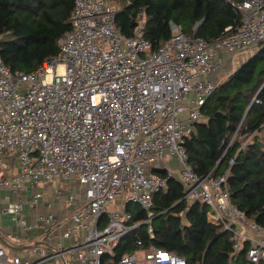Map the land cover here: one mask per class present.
<instances>
[{"label": "built area", "instance_id": "obj_1", "mask_svg": "<svg viewBox=\"0 0 264 264\" xmlns=\"http://www.w3.org/2000/svg\"><path fill=\"white\" fill-rule=\"evenodd\" d=\"M228 2L239 23L220 39L192 38L171 24L172 38L154 47L143 11L127 36L113 0H75L57 59L27 73L0 56V189L13 195L3 212L22 231L8 238L20 254L0 243V264H109L130 232L154 239L152 197L167 180L151 167L167 156L181 165L184 199L205 204L208 221L229 233L233 248L249 245L251 263L264 264V227L232 203L227 175L193 172L185 148L205 120L227 55L264 43V0ZM6 154L18 159L15 176L1 172ZM54 205L60 213L37 212ZM26 206L35 212L32 223ZM127 207L145 218L132 223ZM143 245L137 237L138 249L117 264H187Z\"/></svg>", "mask_w": 264, "mask_h": 264}, {"label": "trees", "instance_id": "obj_2", "mask_svg": "<svg viewBox=\"0 0 264 264\" xmlns=\"http://www.w3.org/2000/svg\"><path fill=\"white\" fill-rule=\"evenodd\" d=\"M75 0H0V56L14 72H33L60 56L59 43L70 29ZM120 6L117 23L130 36L136 18L147 17L145 37L154 47L172 38L171 24L192 38L216 41L239 19L228 0H113ZM240 2L242 0H233ZM205 120L195 125L185 148L188 164L200 178L227 175L232 203L249 221L264 227V43L223 82L204 106ZM245 148L242 144L247 140ZM233 160V165L230 161ZM166 188L152 197L154 239L144 230L127 234L109 264L144 248L173 253L187 264H253L249 245L233 248L221 225L208 221L209 208L186 201L182 182L156 172ZM132 223L145 218L136 208ZM108 258L105 259L107 261Z\"/></svg>", "mask_w": 264, "mask_h": 264}, {"label": "crops", "instance_id": "obj_3", "mask_svg": "<svg viewBox=\"0 0 264 264\" xmlns=\"http://www.w3.org/2000/svg\"><path fill=\"white\" fill-rule=\"evenodd\" d=\"M228 57V55H227ZM228 65V64H227ZM229 68V66H228ZM226 70V69H225ZM3 167L1 168V172L5 177L15 176L19 172V163L16 156H12L6 154L3 159ZM154 172H161L167 176L173 177L180 181V176L178 177L175 174V171L178 169V162L175 158L167 156L161 163L159 167H151ZM157 174V173H156ZM46 187L43 186L42 190H45ZM13 195L7 189H0V243L5 249H10V245L8 244L9 237H17L22 238V231L19 226L14 223L11 218L3 212V209L8 204L9 201L13 200ZM55 208L54 213H60L61 208L58 205ZM53 206V207H55ZM52 207V208H53ZM46 207H41L37 212L39 213H47L48 211L52 210ZM133 208V207H130ZM24 213L29 222L35 221V212L30 210L29 207L24 208ZM27 242V240H25ZM14 254H20V250L18 248H11L10 249Z\"/></svg>", "mask_w": 264, "mask_h": 264}, {"label": "rangeland", "instance_id": "obj_4", "mask_svg": "<svg viewBox=\"0 0 264 264\" xmlns=\"http://www.w3.org/2000/svg\"><path fill=\"white\" fill-rule=\"evenodd\" d=\"M116 7L120 8L119 5L115 4ZM259 51V47L256 48L253 52L251 53H241L237 54L235 56L228 55L227 61H225L223 65L222 72L220 74V77L218 79L217 83L223 82L226 78H228L234 71H236L244 62H246L250 57L254 56L257 52ZM228 64V65H227ZM47 64H45L46 66ZM229 66V68H228ZM226 69V70H225ZM250 141V139H247L245 142ZM251 142V141H250ZM178 162V161H177ZM180 170H181V165L178 162V169L175 171V174L179 177L180 176ZM52 187V185H50ZM55 206V205H54ZM116 207V206H115ZM114 206H110V209H114ZM55 208L57 206L53 207L51 212H56ZM134 208V207H133Z\"/></svg>", "mask_w": 264, "mask_h": 264}]
</instances>
